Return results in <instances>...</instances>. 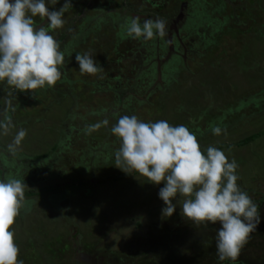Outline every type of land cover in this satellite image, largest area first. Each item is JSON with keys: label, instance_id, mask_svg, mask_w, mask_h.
Returning a JSON list of instances; mask_svg holds the SVG:
<instances>
[{"label": "rangeland", "instance_id": "1", "mask_svg": "<svg viewBox=\"0 0 264 264\" xmlns=\"http://www.w3.org/2000/svg\"><path fill=\"white\" fill-rule=\"evenodd\" d=\"M181 1L72 0L65 26L52 33L65 53L55 87L32 98L0 84V112L9 100L15 107V126L0 134V179L25 183L14 225L24 264H233L216 255L219 223L187 221L182 198L163 217V183L114 165L119 141L110 129L120 116L164 119L187 126L202 150L214 146L235 159L241 189L256 204L264 199V0H187L179 26L185 50L176 44L177 56L161 64L162 82L151 90L156 65L145 59L153 40L126 37L121 25L130 18L121 11L167 25ZM85 52L102 74H80L75 54ZM124 89L132 93L119 103ZM217 126L220 135L212 132ZM21 128L27 136L13 154L8 145ZM260 216L234 264H264V203Z\"/></svg>", "mask_w": 264, "mask_h": 264}, {"label": "clouds", "instance_id": "2", "mask_svg": "<svg viewBox=\"0 0 264 264\" xmlns=\"http://www.w3.org/2000/svg\"><path fill=\"white\" fill-rule=\"evenodd\" d=\"M58 2L0 0V84L5 88L37 98L39 90L52 89L61 80L65 53L52 33L65 26L64 13L72 7V0H64L59 9L49 8ZM124 30L126 37L143 42L167 36L166 21L160 18L141 22V17L134 16L126 21ZM75 61L81 75L104 72L90 52L76 53ZM14 111L9 100L0 112V134L8 135L15 126ZM110 131L119 141L114 165L126 174L138 173L153 185L163 183L158 192L164 203L163 217H171L177 207L173 201L182 198L181 215L187 221L197 226L219 223L216 255L220 261L234 264L261 221L259 205L238 184L235 159L229 161L214 146L202 150L187 126H173L164 119L145 122L136 115H123ZM222 131L218 126L212 128L214 135ZM26 136L27 131L19 129L9 151L15 154ZM25 204L24 180L0 179V264H24L19 259L14 225Z\"/></svg>", "mask_w": 264, "mask_h": 264}, {"label": "flooded vegetation", "instance_id": "3", "mask_svg": "<svg viewBox=\"0 0 264 264\" xmlns=\"http://www.w3.org/2000/svg\"><path fill=\"white\" fill-rule=\"evenodd\" d=\"M185 1V0H182L181 1V4H180V7H179V11L178 13L176 14L175 18H172L171 20H169L168 24L166 25V31H167V36L165 37L164 40H161L159 38L153 40V55H150L149 53H152V50L149 51L147 57H146V61H150V64L151 63H155L156 67H155V71L153 72V76L151 77V79L153 78V80H150L149 81V89L153 90V86H155L156 84H161L162 82V71H161V68L162 66L164 65V62L167 60V58L171 55V53H173L172 56H170L169 59L171 58H174L173 56H177L176 54H174L176 51V44H180L183 49L185 50V47L182 43V40H181V37L179 36V33H180V24H181V20H183L184 18V11L183 9H185L186 5H187V0L185 1V6L184 8H182V2ZM108 12H111L113 13L114 15L115 14H118V10L117 11H113V10H107ZM182 11V12H181ZM106 12V13H108ZM123 12L126 16V17H129V18H132L134 16H139V14H136V13H128V12H125V11H121ZM180 12L182 13V16L178 17V15L180 14ZM141 17H145V18H148L150 16L146 15V14H141L140 15ZM115 17V16H113ZM125 17V18H126ZM115 21L117 20L116 18H113ZM153 19V18H152ZM122 29H124V26H122ZM168 41L167 43L165 42ZM166 48V50H165ZM162 49V51H161ZM165 50V52H164ZM181 56V55H180ZM149 58L151 60H149ZM176 59V58H175ZM173 61V60H172ZM170 60V62H172ZM167 62V61H166ZM163 63V65H161ZM149 67H151L150 65H148ZM160 87V85H159ZM163 87V86H162ZM150 90V91H151ZM122 93H120L121 95L119 96V99H118V102H123L124 99L127 97V95L131 94V92L127 91L126 89H124L123 91H121ZM129 92V93H128ZM219 117V115H218ZM212 122L209 121V124H211ZM264 203V199H261L259 202H257V204L259 205V207H261V205Z\"/></svg>", "mask_w": 264, "mask_h": 264}, {"label": "trees", "instance_id": "4", "mask_svg": "<svg viewBox=\"0 0 264 264\" xmlns=\"http://www.w3.org/2000/svg\"><path fill=\"white\" fill-rule=\"evenodd\" d=\"M255 137V135L254 134H252V135H249V136H247L245 139H243L242 141H241V143H246V142H248L249 140H251V139H253ZM55 187L54 186H49V187H47V188H45V189H40L39 191L40 192H44L46 189H54ZM167 263H169V262H167Z\"/></svg>", "mask_w": 264, "mask_h": 264}, {"label": "water", "instance_id": "5", "mask_svg": "<svg viewBox=\"0 0 264 264\" xmlns=\"http://www.w3.org/2000/svg\"><path fill=\"white\" fill-rule=\"evenodd\" d=\"M184 6H185V1H183L182 2V8H184ZM182 12V11H181ZM180 12V14L178 15V17H179V19H180V17L182 16V13Z\"/></svg>", "mask_w": 264, "mask_h": 264}, {"label": "crops", "instance_id": "6", "mask_svg": "<svg viewBox=\"0 0 264 264\" xmlns=\"http://www.w3.org/2000/svg\"><path fill=\"white\" fill-rule=\"evenodd\" d=\"M239 185H242V183L241 184H239ZM243 187V186H242ZM253 190H255V189H253Z\"/></svg>", "mask_w": 264, "mask_h": 264}]
</instances>
